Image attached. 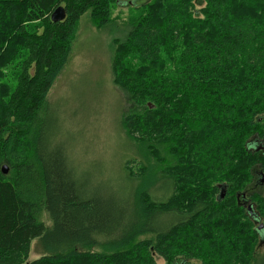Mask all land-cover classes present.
Here are the masks:
<instances>
[{"label": "trees", "instance_id": "16d2710c", "mask_svg": "<svg viewBox=\"0 0 264 264\" xmlns=\"http://www.w3.org/2000/svg\"><path fill=\"white\" fill-rule=\"evenodd\" d=\"M196 1L0 0V264L26 263L34 240L27 264H264V193L236 204L264 170L249 142L264 139V0ZM120 3L140 12L111 56L132 147L98 182L57 142L46 99L80 19L105 27Z\"/></svg>", "mask_w": 264, "mask_h": 264}, {"label": "rangeland", "instance_id": "374dc122", "mask_svg": "<svg viewBox=\"0 0 264 264\" xmlns=\"http://www.w3.org/2000/svg\"><path fill=\"white\" fill-rule=\"evenodd\" d=\"M196 5L201 8L202 0H197ZM139 15L140 12L130 9L129 5L120 3L109 6V20L105 27L94 24L88 16L82 17L68 61L46 99V108L52 112H47L46 120L52 122L55 128H60L58 136L62 142H57L67 147L70 158L78 166L79 175L97 178L98 182L117 175L118 154L125 150L122 144L132 147V142L121 128V121L131 109V104L127 95L113 83L111 56L112 42L121 37L125 25ZM11 75L12 70H9V80ZM257 138L260 137L251 136L249 142ZM135 147L138 148L136 143ZM158 166L163 170L169 167L166 163ZM158 169L154 166V170ZM252 173L255 179L249 189L242 191L241 199L236 197L237 206L240 205L244 211L246 208L242 204L245 196L252 202L251 193H264V185L255 183L259 176H264V170L255 168ZM250 206L255 208V205ZM41 220L49 227L44 215ZM250 224L252 230H261L262 222L252 220ZM262 237L260 239L263 240ZM37 242H31L29 257L24 264L40 257ZM252 245L253 258L264 252V244L261 245L259 238ZM156 264L164 262L156 257Z\"/></svg>", "mask_w": 264, "mask_h": 264}, {"label": "flooded vegetation", "instance_id": "af4514ba", "mask_svg": "<svg viewBox=\"0 0 264 264\" xmlns=\"http://www.w3.org/2000/svg\"><path fill=\"white\" fill-rule=\"evenodd\" d=\"M250 145L252 146V149L256 152H260L262 154V156H264V139L262 138H257L255 140H253V142L250 141ZM261 174V173H259ZM257 174V175H259ZM259 180H257L258 184L264 185V176H259ZM247 198V197H245ZM252 205V203L250 202V200L247 198L246 200H244L242 206L246 208V210L248 212H251L249 209V206ZM251 207V206H250Z\"/></svg>", "mask_w": 264, "mask_h": 264}, {"label": "water", "instance_id": "95a60500", "mask_svg": "<svg viewBox=\"0 0 264 264\" xmlns=\"http://www.w3.org/2000/svg\"><path fill=\"white\" fill-rule=\"evenodd\" d=\"M65 17V12L63 10V8L58 7L57 9L54 10V12L51 15V20L53 22H59L62 21ZM2 172L5 174L7 172L5 167H2ZM264 180V179H263ZM249 209H251V207H249ZM259 229H262V226L259 227Z\"/></svg>", "mask_w": 264, "mask_h": 264}]
</instances>
